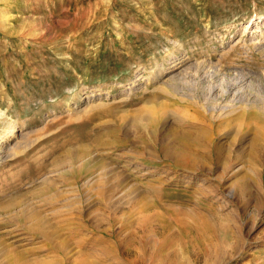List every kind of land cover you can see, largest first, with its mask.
<instances>
[{
  "label": "rangeland",
  "instance_id": "rangeland-1",
  "mask_svg": "<svg viewBox=\"0 0 264 264\" xmlns=\"http://www.w3.org/2000/svg\"><path fill=\"white\" fill-rule=\"evenodd\" d=\"M262 15L264 0H0V264L9 247L76 264L28 229L34 212L93 264H264Z\"/></svg>",
  "mask_w": 264,
  "mask_h": 264
},
{
  "label": "bare ground",
  "instance_id": "bare-ground-1",
  "mask_svg": "<svg viewBox=\"0 0 264 264\" xmlns=\"http://www.w3.org/2000/svg\"><path fill=\"white\" fill-rule=\"evenodd\" d=\"M264 15H262V16H260V17H263ZM257 31V29H253V32H254V34H255V32ZM246 76V75H245ZM250 77V76H249ZM180 79V78H179ZM174 80V79H173ZM220 84V83H219ZM240 91V90H239ZM238 91H235L234 92V94H236ZM233 93V92H232ZM234 107V106H233ZM235 108H236V106H235ZM227 109H229V108H227ZM234 109V108H233ZM221 110V109H220ZM225 110V109H224ZM230 110V109H229ZM222 111V110H221ZM232 111V110H231ZM235 112V111H234ZM222 113V112H221ZM220 113V114H221ZM231 113V112H230ZM219 114V113H218ZM228 114H229V112H228ZM213 115V114H212ZM217 115V114H216ZM223 115V114H222ZM143 116H145V115H142V117ZM221 116V115H220ZM153 121V120H152ZM149 123H150V121H148ZM15 130V126H13V128H11V130L9 131L8 130V132H6V133H4V134H2L1 136H0V149H2L3 147H4V144L6 143V141L8 140V138L11 136V135H13V131ZM166 158H168V159H170L171 161H172V163L174 164V165H176V166H180V167H182V168H185V169H191V170H194V166H193V161H195L196 159V157L195 156H190V155H184V154H182L181 152H179V151H176V150H174V151H170V152H168V154L165 156ZM118 175V174H117ZM179 176V175H178ZM117 179V177H115V180ZM123 180H124V182H125V180H127V179H125V177L123 176L122 178H121V176L120 175H118V179H117V181H115V186H117V187H119V186H121L122 184H123ZM128 182V181H127ZM138 184V183H137ZM130 185V184H129ZM115 186H113V189L115 188ZM132 187V189L131 190H133L134 189V191L137 189L136 187H135V185H130V188ZM160 190H162L161 188H160ZM178 191V190H177ZM156 191H154L153 193H155ZM229 195H231L232 196V194H231V192L229 193ZM160 198H161V196H160ZM160 198H158V197H155V198H153V200L151 201L150 199H148V197H146V196H144V197H142L140 200H139V203H138V205H139V208L140 209H150L149 211H151V213H150V216L152 217L153 215L154 216H157V217H159V218H161V220H164L162 217H163V214L162 213H159V212H157L156 211V209H155V207H157V208H159V207H161V208H164L165 210H167V211H170L171 210V208H170V204L168 205L167 203H166V205H164V203H163V205H162V200L160 199ZM11 201V200H10ZM180 202H181V200H180ZM197 204V203H196ZM223 206V205H222ZM10 208H11V206H4V207H2V210L3 211H5V212H7L8 210H10ZM172 208H173V206H172ZM178 211V210H177ZM180 211V210H179ZM184 211H186V209L184 210ZM186 212H189V211H186ZM194 211H192V213H193ZM195 214L194 215H199V214H196L197 212L195 211L194 212ZM92 215V214H91ZM185 215H187V214H185ZM30 216H31V218H29V222H30V224L28 225V229L30 230V231H32L33 233H35V234H38V235H42V237L46 240V242H47V244H50V245H53L55 248H57V253H58V255L59 256H61L62 254H63V256L64 257H72V259L76 262V264H93V262L90 260V256L92 255L91 253H80L79 251L77 252V251H73V245L71 244V242L67 239V238H65V237H63L62 235H61V233L59 232V230L52 224V223H50V221H48L46 218H45V216H43L42 214H39V213H37V212H34V213H31L30 214ZM184 216V215H183ZM204 216V215H203ZM88 217H90V216H88ZM96 217H97V221H98V224L99 225H97V224H95V225H97V228H99V227H101V220H100V217L98 216V215H96ZM118 217V216H117ZM197 216H195V218H196ZM199 217V216H198ZM199 218H201V217H199ZM146 219H150V218H143V220H146ZM17 220L18 221H21V222H26V217H24V216H19L18 218H17ZM27 220H28V218H27ZM103 220V219H102ZM177 220V219H176ZM77 221V220H76ZM28 222V221H27ZM63 222V221H62ZM65 222V221H64ZM66 222H68V220L66 221ZM178 222V221H177ZM59 223V222H58ZM93 223H95V222H93ZM144 223H146L145 221H144ZM143 223V225H145ZM152 224V223H151ZM176 224V223H175ZM198 224V223H197ZM177 225V224H176ZM61 226V225H60ZM99 226V227H98ZM126 226V225H125ZM147 226H148V224H147ZM191 226H193V225H191ZM196 226H199V225H196ZM146 227V226H145ZM144 226H141V228H145ZM197 228V227H196ZM62 229V228H61ZM60 229V230H61ZM198 229V228H197ZM77 230V229H76ZM74 231V230H73ZM139 231H141V233H142V237L143 238H147V237H149L150 235H151V233L150 232H147V230H145V229H139ZM199 231V230H198ZM201 231V230H200ZM127 232V231H126ZM170 232H172V231H170ZM67 233V232H66ZM77 233V232H76ZM129 233V232H128ZM131 233V232H130ZM135 233V232H134ZM156 235H159L158 234V232L156 231V232H154ZM197 233V232H196ZM71 234V233H70ZM126 234V233H125ZM127 235V234H126ZM128 235H130V234H128ZM37 236V235H36ZM125 236V235H124ZM123 236V237H124ZM154 236V235H153ZM68 237V236H67ZM77 237H79V236H77ZM91 237H93V236H91ZM118 237V236H117ZM123 237H121V238H123ZM158 237V236H157ZM161 237V236H160ZM132 238V237H131ZM97 239V238H96ZM115 242H114V245H115V243H117V241H118V243L120 244V242H121V244H122V242H123V239H118L117 240V238L115 237ZM158 239V238H157ZM72 240H73V237H72ZM81 239H79V241H80ZM85 240V239H84ZM100 240V239H99ZM74 241V240H73ZM82 241V240H81ZM92 241H93V239H92ZM179 241V240H178ZM85 242V241H84ZM101 242H102V240H101ZM147 242H148V240H147ZM164 242H165V240H164ZM175 242H177V241H175ZM0 243H1V239H0ZM79 243V242H78ZM81 243V242H80ZM86 243V242H85ZM89 243H91V242H89ZM98 243V242H97ZM129 240L127 239V241H126V244L124 245V247L123 248H125V252L127 251V253H131V251H132V249L133 248H135V249H137V247L135 246V244L133 245V243H129ZM77 244V243H76ZM93 244H95V243H93ZM100 244V243H99ZM128 244V245H127ZM148 244V243H147ZM2 245V244H1ZM79 245V244H78ZM84 245V244H83ZM96 245V244H95ZM38 246V245H37ZM81 246V245H80ZM90 246H92V245H90ZM89 246V248H91ZM94 246V245H93ZM109 246H111V245H105V248L104 249H106V248H108ZM117 246V245H116ZM143 246H145L146 247V245H143ZM85 247V246H84ZM112 247V246H111ZM139 248H141V247H139ZM9 251H8V253L6 254V256H5V260H6V263H8V264H51V262L49 261V260H46V259H44L43 257L42 258H40L39 256H37V257H32L31 255H33V254H35V252H33V251H31V250H29V251H25V252H22V251H17V250H15L13 247H9ZM94 249V248H93ZM116 249V248H115ZM114 249V250H115ZM4 250V249H3ZM35 250V249H34ZM124 250V249H123ZM139 251V254H141V256L142 255H144V253H141L142 252V250H141V252H140V250H138ZM39 252V251H38ZM118 252V251H117ZM2 253V252H1ZM119 253H121V252H119ZM118 253V254H119ZM123 253V252H122ZM135 253H136V251H135ZM26 254V255H25ZM44 255V254H43ZM106 256V255H105ZM130 256V255H129ZM128 256V257H129ZM134 256H135V254H134ZM140 256V255H139ZM32 257V258H31ZM74 257H75V259H74ZM126 257H127V255H126ZM143 257V256H142ZM62 258V257H61ZM49 259V258H48ZM57 259V258H56ZM142 259V258H141ZM140 259V260H141ZM168 259V258H167ZM146 260V259H145Z\"/></svg>",
  "mask_w": 264,
  "mask_h": 264
}]
</instances>
